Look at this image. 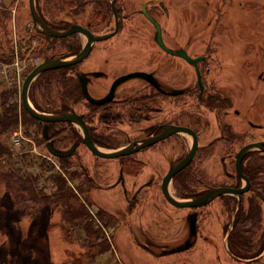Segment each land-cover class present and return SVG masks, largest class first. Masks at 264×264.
<instances>
[{"label": "flooded vegetation", "instance_id": "flooded-vegetation-1", "mask_svg": "<svg viewBox=\"0 0 264 264\" xmlns=\"http://www.w3.org/2000/svg\"><path fill=\"white\" fill-rule=\"evenodd\" d=\"M188 1L37 0L45 25L63 35L49 36L29 25L31 36H39L42 50V58L32 69L46 59L77 60L88 44L90 50L82 59L38 76L33 89L36 108L48 114H76L97 146L108 150L128 147L131 152L117 158L95 155L74 122L36 119L39 134L48 154L71 159L75 169L86 171L93 187L98 182L80 160L81 150L96 159L118 161V175L109 189L119 188L130 208L156 183L162 193L170 167L194 149L191 159L170 181L175 197L191 199L220 188L246 190L240 195L223 193L190 208L173 206L162 193L171 206L189 213L185 238L160 252L192 254L186 264H195L193 254L199 248L207 251L198 258L199 264H264V116L260 121L245 122L248 114L242 115L235 97L218 84L216 79L224 82L230 70L220 59L227 55L224 43L212 29L222 23H211V18L206 22L207 17L203 22H190ZM203 1L209 12L215 9L210 1ZM28 13L31 21L30 9ZM24 32H14L15 44H23L29 37ZM0 41L9 52L13 44L9 35ZM205 111L213 115L215 126L203 119ZM213 127L217 134L202 145V131L211 132ZM258 142L261 146L239 160L246 145ZM168 151L178 152L176 159L169 160ZM216 156L231 182H214L203 169L205 160ZM161 163H165L162 169ZM99 176L106 177V171ZM220 199L228 213L221 228L205 210ZM253 207L258 209L257 220L248 223ZM138 245L150 254L160 247L148 240Z\"/></svg>", "mask_w": 264, "mask_h": 264}, {"label": "rangeland", "instance_id": "rangeland-1", "mask_svg": "<svg viewBox=\"0 0 264 264\" xmlns=\"http://www.w3.org/2000/svg\"><path fill=\"white\" fill-rule=\"evenodd\" d=\"M207 1H210L211 6H216L213 11L209 12L210 8L204 4L203 0L188 1L190 5L189 21L203 22L207 17L206 22L211 18V23H221L218 17H214L216 16L215 12L219 11V14L227 12L228 16L222 21L229 23L230 29L228 31L221 30V27H225L227 24L217 26L216 23L217 27H212L216 31V38L222 40L226 50L227 55H222L220 59L223 60V65H227L230 69L229 74H227L228 77L224 78V82L220 81L219 78L216 80L221 87L226 86L228 92L235 97V106L241 111L242 115L248 114L244 118L245 122L248 119L260 121L261 116H264V0ZM3 9L10 10L12 22H7V29L5 26H0V39L5 40L8 34L13 40V49L18 48L21 58L25 59L24 63L28 64L27 67L25 65L23 71V74H25L22 80L23 83L32 66L42 58V53L40 55L36 53L40 47V38L38 35L31 36L32 32L28 31V33L26 31V25L30 21L28 0H0L1 19H3L1 14ZM22 30L23 32L25 30L26 36L29 35L30 41L37 40V42L31 44V47L26 46L30 43H26L28 36L23 44H15L14 32H17L18 35ZM233 42L235 43L233 44ZM235 55L236 57H234ZM218 65H220V62H218ZM260 75H262V79L258 78ZM210 76H207L208 79H210ZM22 83L21 86L18 85L20 92ZM7 85L10 86L9 83ZM99 85L103 84L99 83ZM4 88H6V85L0 83V91ZM18 97L21 103L20 94ZM200 110L202 111V109ZM204 113H206V116L204 115L203 119L211 121L215 126L213 115L208 114L206 111ZM38 129L40 132L37 124H31L30 131H37ZM15 130L21 132V141L25 142L30 152L39 156H46L56 166L59 165L58 158L45 151L43 139L40 135L37 140L34 139V136L26 135L22 121ZM216 134L217 131L214 127L211 132L203 130L200 137L201 144H207ZM0 139L11 143L17 151L10 162L13 166H17L19 164L18 153L21 152L19 149L21 143L15 144L13 135L9 137L8 134L3 135ZM177 142L174 139L173 147L175 149L178 147ZM103 148L105 150L109 149ZM177 153L175 151L169 153L168 151L169 160L176 159ZM79 158L95 175L98 182V185L90 188L89 193L93 202L97 207L105 209L117 218V225L112 235V250L91 259L86 252V248L78 241L72 238L71 241L66 238L59 225L61 214L58 209L48 206L39 218L27 216L23 210L13 207L10 194L5 186L0 184V264H186L187 258L192 259V254L188 255L181 252L180 255H163L160 252L162 247L168 244L172 245L175 243L174 241H182L185 238L186 215L189 213L188 209H178L167 203L161 193L160 183H156L155 187L148 189L145 194L139 197L138 203L130 208L124 201L119 188L109 189L110 184L118 175V161L96 159L88 154L84 148L81 150ZM165 161L167 162V159ZM165 163H161V169L165 166ZM6 164V159H2L1 165ZM203 169L206 170L207 175L214 182L227 180L231 182L223 173L221 159L217 156L207 158ZM104 171H106V177L99 176ZM132 178L134 177L130 176V179ZM194 189L198 190L199 188ZM171 190L174 193L172 187ZM205 210L211 218L215 219L216 223H219L220 228L228 220V213L224 201L221 199L216 200L210 208ZM111 231L113 233V229ZM146 240L160 246L157 251L154 249L155 253L150 254L138 245V243H146ZM214 240L217 241V238H214ZM206 254L207 251H202V248L196 249L193 254L196 260H194V263L199 264L198 258Z\"/></svg>", "mask_w": 264, "mask_h": 264}, {"label": "trees", "instance_id": "trees-1", "mask_svg": "<svg viewBox=\"0 0 264 264\" xmlns=\"http://www.w3.org/2000/svg\"><path fill=\"white\" fill-rule=\"evenodd\" d=\"M1 14L3 19L0 18V26H5L7 29V22H12V13L10 10L3 9ZM227 16V12L220 14L219 11L216 12L215 18L218 17L222 24H227L221 27V30L230 29L229 23L222 21ZM13 48L14 45L8 52L0 41V62L11 63L13 61L15 53ZM41 52L40 46L36 53L40 55ZM35 81L29 93L34 106ZM4 85L6 88L0 91V137L7 134L9 137L13 135L22 121L25 134L34 136L37 140L40 135L39 129L30 131V127L33 123L39 127V122L21 105L18 97L19 87L5 83ZM20 143L19 164L13 166L10 162L17 151L11 143L0 139V184L4 185L10 194L13 207L23 210L27 216L32 218L41 217L48 206L56 208L60 211L59 225L66 238L78 241L86 248L91 259L110 252L113 248L112 235L114 234L111 230L115 229L117 218L105 209L97 207L93 202L89 193L93 186L90 184L86 171L81 167L75 169L74 163L68 158L58 159L59 165L56 166L46 156L30 152L25 142L20 141ZM4 158L7 164L1 165V160ZM242 212L244 213L243 209L240 213L243 214ZM257 216L258 209L253 207L247 222H255Z\"/></svg>", "mask_w": 264, "mask_h": 264}, {"label": "water", "instance_id": "water-1", "mask_svg": "<svg viewBox=\"0 0 264 264\" xmlns=\"http://www.w3.org/2000/svg\"><path fill=\"white\" fill-rule=\"evenodd\" d=\"M29 9L30 13L32 16L31 21L26 25V28H29V25L32 24V27L40 32L46 33L49 36H61L63 35L62 33H58L56 31L51 30L49 27H47L39 13L38 5H37V0H29ZM44 28V29H43ZM29 31V29H28ZM29 33V32H28ZM30 42V37L27 39V44ZM90 50V45L88 44L83 51V54H81L77 60L71 59V60H63V59H46L43 62L37 64L33 69H31L28 74L26 75L22 87H21V92H20V98H21V105L23 108L35 119L41 120V121H68V122H74L77 123L81 129L83 130L84 133V138L83 142L87 147L97 156L102 157V158H117L119 156L125 155L129 152H131V149L126 147L124 149H114V150H105L97 146L93 142V140L89 137L85 123L83 120L77 116L76 114L72 113H62V114H48L45 112H42L38 110L32 103L29 93L31 86L33 82L38 78V76L47 71V70H52L61 66L65 65H70L80 59H82L87 52ZM46 128V127H45ZM183 128H174V130H181ZM46 130V129H45ZM261 146V143H251L246 145L239 153L238 158L240 160L241 156L245 154L246 152L254 149L255 147ZM135 150V149H134ZM133 150V151H134ZM132 151V152H133ZM194 149L191 150L190 154L181 160L178 164L173 165L170 167L168 173L165 175L161 189L164 197L166 200L171 203L173 206L178 207V208H190V207H195V206H200L204 205L207 203L209 200L212 198L216 197L217 195L223 194V193H236L240 195L242 192L246 190V188L243 189H230V188H220V189H214L207 193L204 196L201 197H194L191 199H179L175 197L171 191H170V181L172 180L173 176L186 165V163L191 159L193 155ZM56 156H63V154H58L56 152H52Z\"/></svg>", "mask_w": 264, "mask_h": 264}, {"label": "built area", "instance_id": "built-area-1", "mask_svg": "<svg viewBox=\"0 0 264 264\" xmlns=\"http://www.w3.org/2000/svg\"><path fill=\"white\" fill-rule=\"evenodd\" d=\"M37 42L36 39L30 41L26 46L31 47V44ZM25 59L21 58V55L18 52V48L15 49L14 59L11 63H2L0 62V83H9L10 85H20L23 80V71L25 68ZM28 65V64H27ZM26 65V67H27ZM13 140L15 144H19L21 141V132L15 130L13 132Z\"/></svg>", "mask_w": 264, "mask_h": 264}]
</instances>
